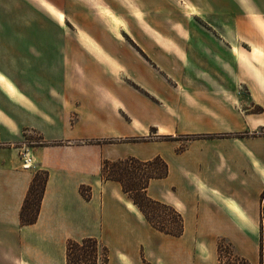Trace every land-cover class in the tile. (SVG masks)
Returning <instances> with one entry per match:
<instances>
[{
	"label": "crops",
	"instance_id": "0c3cea01",
	"mask_svg": "<svg viewBox=\"0 0 264 264\" xmlns=\"http://www.w3.org/2000/svg\"><path fill=\"white\" fill-rule=\"evenodd\" d=\"M18 1L0 2L8 26L0 29V264H67L68 240L86 237L97 238L114 252L106 264H219L220 238L228 240L251 264H260L258 231L262 225L264 228V0H177L187 5L177 10L183 25L174 28L179 37L177 47L193 52L199 60V64L194 61L196 68L206 60L211 73L170 77L168 55L156 48V42L149 37L141 44L136 42L150 60L132 48L135 76L156 85L159 99L150 92L146 104L155 105L154 114L142 115L139 121L128 116L123 129L120 115L104 111L108 98L102 94L83 98L72 92L77 83H58L50 49L44 47L43 38L64 36L61 43L84 50L81 37L93 30H41V12L32 7L26 17L24 2L20 22L11 17L14 7L19 14ZM106 1L120 9L113 0ZM145 1L152 9L153 0ZM163 4L168 10V0ZM129 6L133 7L131 0ZM100 25L98 33L108 34ZM151 36L157 38L158 34ZM56 41L60 42L54 39L53 43ZM159 57L161 72L154 66ZM176 62L177 68L186 66L181 58ZM94 68L103 75L101 63ZM107 81L120 83L110 75ZM56 84L65 86L62 94L45 92L47 86L55 90L51 85ZM186 85L192 87L185 89ZM169 91L173 112L158 110ZM152 129L167 138L120 144L84 141L136 137ZM37 132L46 140L31 147L34 165L25 168L18 149L7 143ZM193 134L209 136L187 139L180 148L183 139L178 136ZM157 155L168 163L169 173L151 181L148 194L182 213L185 230L180 236L153 228L145 218L144 222L133 202L121 199L125 193L120 184L101 179L104 158L148 160ZM36 168L46 170L48 179L36 221L24 225L20 214Z\"/></svg>",
	"mask_w": 264,
	"mask_h": 264
},
{
	"label": "rangeland",
	"instance_id": "374dc122",
	"mask_svg": "<svg viewBox=\"0 0 264 264\" xmlns=\"http://www.w3.org/2000/svg\"><path fill=\"white\" fill-rule=\"evenodd\" d=\"M1 1L4 0H0V2ZM113 1L119 5L120 9L110 6L106 0H19L18 2L21 3L19 14H16V8L14 7V15L11 14V17L18 19V21L22 19V3L24 2V6L26 8V17L29 9H32V7L35 8V10L41 12V17L38 19V27L41 30L66 29L75 30L77 32L81 30V32L84 33L86 32L83 29L93 30V32H90V34L87 33V35L81 37L82 42L85 44V48H83L84 50L78 49L74 45L70 48L69 45H64V43H61L64 39H66L64 36H58L56 38H43V41H46L44 47L50 49V54L53 57L51 60L53 76L56 77L58 83L65 84L66 82L69 83V85L77 83L78 85L73 88L72 92L75 95L77 94L82 96L83 98H93L95 96H100L101 94L104 99L108 98L105 100L107 102H105L104 111L114 113L116 116L120 115L121 128L123 129L125 125L127 126L125 119L128 121V116H135V118L139 121V118H141L142 115H148L150 112L151 114H154L155 105H151L150 103L146 104V99L151 95L150 92L153 93L155 99H159L156 92V85L148 83V79H141L139 76H135L137 63L135 61V54L132 48L138 49L145 58L150 60V58L144 53L143 48L137 45L136 42L141 44L143 39L147 37L156 42V48H161L158 50H162L168 55L169 76L173 75L191 78L195 73L198 75L201 74V76H208L211 71L209 65L205 63L206 60L200 61L201 67L197 66L196 68L193 66L194 61L199 64V60H195L193 52L191 50H184L181 46L177 47V41H179V37L176 36V31H174V28H176L177 25H182L180 18H178L177 10L179 8V10L182 11L181 6L183 7L185 5L182 4L183 2H178L177 0H168L169 9L167 10V7L165 6L166 4H163V2L166 0L151 1L150 5L152 6V9H150L149 6L144 3H148V1L145 0H131L133 2V7L129 6L130 0ZM186 6L187 5H185V7ZM132 8L136 9L137 11L134 12ZM108 12H110V14H112L118 22L112 23L110 20H108L105 16ZM113 12H115L117 15ZM6 17L7 16L5 14L0 12V29L6 27L8 28L5 19ZM61 17L64 18V21H61ZM130 19H132V23L129 21ZM105 20L109 22L110 28H112L113 31H116L117 34L120 32V38H117L111 32L105 23ZM119 22L120 24H118ZM189 22L191 25L193 20L190 19ZM100 24L104 25L108 34L106 33V35H100L98 33L100 31L99 29L102 27ZM27 27L32 26L27 25ZM140 33H142L144 36L140 37ZM152 33L158 34V37H150ZM54 39H57L60 42L56 41L55 44L53 43ZM48 40H51L52 43L47 42ZM84 40L87 41V43L84 42ZM162 40L163 43H160ZM173 52H177L178 54ZM177 58L184 60L186 65L184 68H177ZM160 60L161 59L159 57L158 62H155L154 66L158 69V71L161 72L162 69H159L161 64ZM100 63L104 66L103 75L99 73L100 71L98 69L94 68L95 66L100 67ZM121 66L123 67L120 68ZM147 71L150 70L148 69ZM109 75L120 83H115L112 85L107 81V76ZM70 77L73 79L71 82L69 81ZM86 78L88 79L86 80ZM98 78L101 79L104 84L100 82L99 85ZM138 83L143 84V86L139 85ZM51 87L55 90H51L47 86L45 92L49 94L50 92L62 94L65 91L64 85L58 87L56 84L51 85ZM191 87V85H186L185 89H190ZM169 93V97L163 96V99L165 100V103L162 104L163 107H160L158 103V110L162 109L164 111L169 110L170 112H173V97L171 96V91H169ZM175 94H177V92ZM113 99L114 103L112 104ZM108 103L110 104L108 105ZM66 106L67 104L64 102L63 107L66 108ZM119 108L120 111L118 110ZM74 117L75 115L72 114V122L74 121ZM261 133H264V130H262ZM205 135L206 137L209 136L208 134L178 136L179 139H183L180 148H183L187 139ZM166 138L167 137L165 136L156 135L152 129L148 132V134L138 135L136 137H100V140L93 138L84 141H95L97 143L100 142L101 144H120L128 141L165 140ZM45 140L46 139H44L43 136L38 132L30 134L26 133V137L23 136L20 140L7 144L8 146H14L17 148L19 156L22 158L24 153L27 151H29L30 156H33V149L31 147L34 145H43ZM110 148H114V146ZM116 149H124V147H116ZM144 149L148 152L146 148ZM151 150L152 149L149 148V151ZM104 159L117 160L118 158ZM35 170L38 172L40 177L44 176L39 168H36ZM121 199L123 201L131 202L130 197L125 194L121 195ZM141 216L144 219V216ZM129 222L130 225L132 223V226H134L135 223L132 220V217L129 218ZM144 222H146L145 219ZM138 228L142 232L141 227L138 226ZM258 232L260 247L259 262L260 264H264L263 225ZM76 252L78 251L76 250ZM218 253L219 264H251L247 258L239 255L235 247L224 238L218 239ZM109 255L112 257L114 252L110 251ZM125 259V257H122L124 262Z\"/></svg>",
	"mask_w": 264,
	"mask_h": 264
},
{
	"label": "trees",
	"instance_id": "16d2710c",
	"mask_svg": "<svg viewBox=\"0 0 264 264\" xmlns=\"http://www.w3.org/2000/svg\"><path fill=\"white\" fill-rule=\"evenodd\" d=\"M40 171L44 176L40 177L38 172L34 175L21 210L20 219L24 225L32 224L37 219L48 179V172ZM168 173V163L159 155L148 160H141L135 156L117 160L104 159L101 165V179L118 182L122 191L130 197L153 228L166 234L180 236L185 230L182 213L173 205L148 194L151 181L165 178ZM109 253L108 246L97 238L69 239L66 260L67 264H106L110 259Z\"/></svg>",
	"mask_w": 264,
	"mask_h": 264
},
{
	"label": "built area",
	"instance_id": "2783aa9c",
	"mask_svg": "<svg viewBox=\"0 0 264 264\" xmlns=\"http://www.w3.org/2000/svg\"><path fill=\"white\" fill-rule=\"evenodd\" d=\"M21 159H22V166L25 168H30L34 165L33 156H30L29 151L25 152Z\"/></svg>",
	"mask_w": 264,
	"mask_h": 264
},
{
	"label": "bare ground",
	"instance_id": "6f19581e",
	"mask_svg": "<svg viewBox=\"0 0 264 264\" xmlns=\"http://www.w3.org/2000/svg\"><path fill=\"white\" fill-rule=\"evenodd\" d=\"M106 15H107L111 20H113L115 23L118 22V21L116 20V18H114V16H113L112 14L107 13ZM128 207L131 208V206H129V205H128Z\"/></svg>",
	"mask_w": 264,
	"mask_h": 264
}]
</instances>
